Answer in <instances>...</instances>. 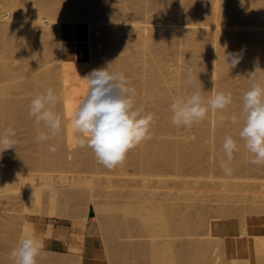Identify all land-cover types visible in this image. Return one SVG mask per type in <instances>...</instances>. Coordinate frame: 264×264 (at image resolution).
Returning a JSON list of instances; mask_svg holds the SVG:
<instances>
[{"label":"rangeland","instance_id":"1","mask_svg":"<svg viewBox=\"0 0 264 264\" xmlns=\"http://www.w3.org/2000/svg\"><path fill=\"white\" fill-rule=\"evenodd\" d=\"M159 1H161V4L164 8L163 15L154 13L151 11L148 14V16H143L139 13L134 12L133 10H129L126 12L123 19L117 20V23L123 24V25H131V28H134L137 26L143 32H146L151 27H155V26L156 27L164 26L170 29L175 28L176 30L179 29L178 31L181 30L183 34H185L184 39L186 41L183 40L185 42H188V40H190L194 36H197L201 33L207 35L209 33L208 31H210L211 33L212 31L220 30L224 34V37H225L224 42L217 41L213 45L214 48L217 47L215 48L216 51L219 50L217 52L218 54L221 52L219 55H223L222 51H224V53L227 51L230 52L233 50L234 47H236L234 49L238 50L237 53H240L243 51V53L239 54V56L241 57L240 60L242 59L244 61L246 58L251 60V57H252V55L250 54L251 52L244 50L243 47L242 49H239V47H237V42H236L238 40L234 39L236 33L238 35V32L241 30L242 27L240 25L243 22V20L239 18L240 16L237 13H235L237 12L236 9L238 10V8H236L235 6L236 5L238 6L240 4L239 0H229V5L230 7H232V10H231V12H233L232 14L224 12V13H221V15L216 14L214 16L207 15L208 9L218 8L219 4L216 3L214 0H181V1L180 0H159ZM12 2H14V0H10V1L0 0V15H4L2 18H0L1 21L10 22L9 19L13 16V14H12V11L8 12L5 6L7 7L9 3L13 4ZM125 2L128 3L129 0L116 1L115 5H118V6L123 5L125 4ZM263 2L264 1L261 0V4H263V6L261 5V7L263 8H261V11L257 15L254 23L245 27V29L259 30L263 33V36H264V3ZM106 3L108 2H105V4ZM111 5L113 8L111 7ZM106 6L109 7V11L111 13H115L116 10L119 8L118 6L116 7L114 6V2ZM175 7L176 8L179 7L180 11L178 12V14H175L174 17L168 16L169 14L174 15L172 12L177 10L175 9ZM96 13H98L97 9L93 11V14L96 15ZM236 14L238 16H236ZM30 21H31L30 19L29 20L22 19L21 21H18V23L20 24L22 22L21 24L22 29L19 26L18 29H20V32L17 31L18 32L17 34L22 35L21 38L27 40L31 48L38 49L41 47L44 40L42 38L40 39V37L37 35L39 34V32L41 33L45 30V25L43 26L40 24L34 27V25L29 24ZM134 23L136 25H132ZM74 24L77 25L78 31L80 32L79 42L82 43L84 46L82 47V54H83L82 57H80L81 54L77 52L75 53V52H71L67 50H63L62 53H60L61 55L63 54L62 55L63 59L60 58L61 55L58 56L59 53L57 54L55 52L54 54H56L57 56H55L54 54L51 55L52 53L51 52L49 54L50 56L48 55L47 57V64L50 67H52L51 69L55 71V73L58 76L57 80L59 81L60 80L63 81L62 77L64 76L71 77L74 80L78 79L81 73H83L82 76L86 77L95 69L105 68L103 67L104 66L103 60L108 59V58L106 59V56L109 57L107 54H103L102 52H100L102 46L101 44H99L98 39L96 37H93L91 34H89L86 23L74 22ZM23 28L25 31L23 30ZM40 29L43 31H41ZM33 30L35 32L37 31L38 34L36 33V35L33 36L32 35ZM239 36L240 35H238V37ZM60 37L64 38L61 35ZM238 37L236 38L238 39ZM48 40L50 39H47V43L49 42ZM51 41L52 40H50L48 45L53 48L52 46L53 43ZM262 41H264V39ZM89 45H90V48H89ZM87 47L90 50H92V53H90V55H89V49ZM263 47H264V42L261 48ZM229 48H231L232 50L231 49L229 50ZM190 49L192 48L190 47ZM190 49L189 48L184 49L180 54H178L179 60L176 59L177 57L175 56L171 57V54L169 56L164 55L165 57H162L163 54H161L160 56V53L156 46L152 47V50L149 49L153 51V53L155 54L157 53V58L156 56L155 58L158 59V61L160 59V62L162 63L160 64L162 66L160 64L159 65L161 68L164 67V70L162 69V72L164 71L163 76L165 75L163 78L167 79V81L164 82V84H166V88L168 85L167 91L170 88L173 91L172 93L173 94L175 93L174 94L175 96L177 95L176 97H179L180 94L184 92V90L180 88L179 81H178L180 77L179 75H182L181 74L182 70H184L183 71V74H184L185 70L188 71L189 67H194L195 65L194 62L191 60L195 61V59H199L202 57L200 55L202 54L201 52H198L197 54L194 53L196 56L191 55L193 53V49L192 51H190ZM93 50L95 51V53ZM239 50H242V51H239ZM260 51H261L260 55L256 58V60L257 61L261 60V63H263V65L260 63V66L262 65L261 67H263L264 66V54L262 53H264V48L263 50H260ZM65 53H67V55ZM83 56L87 58L88 60H90L91 66L89 69H88V66H84L85 59ZM193 56L195 58H193ZM58 57L60 58V60L62 59L63 62L58 60L59 59ZM101 57L104 59L102 60ZM174 57L175 59H173ZM12 63H13L14 68L16 67L18 68V65L20 62L16 61L15 64L14 62ZM137 65L138 66L136 67L137 70L135 69V73L139 72L137 73L139 76L141 75L143 77L144 76L148 77V73H147L148 71L146 70L147 67L142 62L141 63L139 62V64L137 63ZM212 65H211V69H213L212 70L213 72L215 71L214 75L216 77L218 76V79L220 80L222 77L218 75V72H217L219 71L218 67L215 66V69H214L213 67L214 65L213 66ZM260 66L259 68H261ZM81 67H85V71H84V68L81 69ZM67 68H70V69H67ZM78 68H80L79 69L81 71L80 74H79L80 71L78 70ZM233 69H235V71ZM256 69L257 68L255 67L254 71ZM262 69L264 70V67L260 69L261 72L258 69H257V72H255V76H257L258 74L256 79L258 77L261 78L263 76L262 74H261L262 76L259 75L260 73H264ZM70 70L73 71L74 73L71 72ZM109 70L113 71V68L112 69L109 68ZM236 70H237V67L236 68L230 67V69H228L229 74L226 77L222 78L221 81L224 86L228 87V90L226 92L231 93L232 97L234 96L232 100L239 102V101H242V96L240 95L242 91L241 90L242 86L240 85H243L241 84L243 82L242 81L243 72L241 71L239 72L240 69L237 71ZM131 73L125 76L131 82L130 86L136 89L137 81L139 82L138 80L139 76L138 77L135 76L137 74H135L134 71H133L134 74L132 73L133 76ZM73 74H75L74 75L75 77H72ZM59 81L58 83L60 85L59 84L57 85H59L61 88H58V87L57 88L60 89L61 91H64L66 89L64 94L66 93L67 95H65L66 96L65 97L64 94L61 93V91L59 90H57L55 93L57 94V96H59L60 94H63L64 97L62 96V98H65L64 99L65 105L63 106L64 109L62 111L67 112V114L63 112L62 115L69 116V115H72L73 111L75 110L76 105H78L80 101L86 96L84 94L88 91V83L86 80L83 79V84L87 87V91H86V89H83V88L80 89L81 87H79L77 83L71 84L68 88L65 87L66 85L62 87L64 84L61 85ZM62 88H65V89L62 90ZM209 93H211V90L208 88V90L205 89V91L203 92V95L207 96L209 95ZM67 96H68V99H67ZM140 101H141L140 104L142 103L141 105H143V103L145 102L143 106L145 108V112H149V113L152 112V114L154 113L155 118L153 117V119H157L155 120L156 122L159 123L161 121L160 124L165 123L166 120L168 122L169 119H167L168 118L166 117L167 115L165 116L163 113L159 114L161 112H158L157 114H155L156 111H153L154 104H156L155 102L149 99H147V101L146 99H143V102H142V98L140 99ZM23 108L26 109L27 107L23 106ZM23 108H22V112L24 113L25 110ZM22 112L20 113L22 114ZM158 119H160V121ZM170 123H169L170 124L169 130L165 132L160 130L158 126H156L158 128L156 130V127L154 126L155 129L154 130L153 128L150 129L152 131L149 132L148 137L144 140L147 142L149 141V143H152L158 140V138L157 140L156 139L154 140L155 137L160 136L161 138L162 137L168 138V139L171 138L173 140L175 139L178 141L182 139L183 141L190 143L192 147L195 146V143H197L199 139L198 133L202 126L201 122L195 123L191 127H184V126L176 127L172 123V121ZM9 127L13 128L16 132V136H15L16 143H15L14 148L0 153V264H14V262L10 259V252L12 251L14 247H16L18 239L23 233V229L25 225H28L30 228H33L34 230H37V231L50 230L51 234H48L46 236H51L53 232V225L57 224V222H64L71 228V230L69 231L70 233L69 241L67 242L68 245L65 247H61V248L51 249L45 246L43 242V245H44L43 252L41 256L38 258L37 264H109V263L110 264H126V263L127 264H134V263L136 264L137 263L138 264L140 263L141 264H196V263L206 264L205 262L209 264L208 262L209 260L211 264L212 263L215 264V262L217 263L218 261L220 262L219 264H224L225 262H226L225 264H229V263L231 264L232 261L230 262V260H232V258H234L232 264H236V262L237 264H256V263L264 264V255H262L264 254V245L262 246L260 245V244H264V238H263L264 237V209H263L264 208V165H259V166L256 165L257 167L255 169L253 168L252 169L253 171L250 170L251 172L247 171V174H246V171H244L245 174H238L242 178L240 176H237L236 174L237 172H236L234 175L237 177V179L240 178L241 181L240 180L238 181L242 182L243 184L241 183L242 184L241 185L239 182L234 181L233 184L237 182L235 186L232 184L234 187L228 186V188L227 186L221 183V179L224 178L223 177L224 175L220 172L218 173L216 172L217 174L214 173L213 179H212V176L210 175L204 176L202 173H199L198 175L195 174L197 177H200L199 180H202V181L200 182L198 181V183H195V186L193 188H190L191 190H193L192 192L194 194L193 197L195 200H193L194 203L192 202V205L194 204L193 207L191 206V208H188V207H185L186 206L185 202L187 201L189 202V200L181 198L182 195H180V192L185 191V188L184 189L183 187L181 188L180 187L181 185H179V183L177 182L176 184L174 181H171V180H169V182H165V180L163 179V178L171 179L173 177L174 173H172V171L169 172V170L171 169L166 168L165 166H161L164 169L159 167L157 173L155 171L154 173L152 172V174L154 175L158 174L157 176H153V178L156 177L154 178L156 181L153 179V181L150 183L152 185L149 184L150 186H147L148 185V182H147V185H146L147 187L144 184H142L143 183L141 180L143 178L142 176L145 175L150 178V176H152L151 172H147L148 174L146 175L144 174L146 172L142 173L140 169L138 170V168H136L133 164L131 165L128 161H126V159H128L129 157H132L133 154L137 152V149H138L137 146L128 152L126 159L122 164L116 166L113 169H108L104 167L102 164L98 163L97 158L95 157L93 151L87 147H84V149L87 151V154H88L85 156L87 158V156L90 155L88 158L90 160L94 158L93 160L95 164L92 167L83 166L82 164L80 165V163L78 162L79 161L78 157L73 158L71 153L69 154V152L66 153L67 154L66 157L64 155L63 160H65V162L62 161L61 164L57 163L58 165L55 164L54 166L52 165L51 166L49 165L40 166V165H35L32 163H25L24 158H23L24 154H27V153H31V155L33 156L38 155L37 149H38L39 143L36 140L31 139V132L28 126L24 124L21 125V123H18V124H15L14 126H9ZM32 153H35V154H32ZM5 155H6V158H5ZM206 157H208V154H206ZM20 159L22 160L20 161ZM75 159H78V161H75ZM56 168L57 169L60 168V169L57 170ZM244 172L241 171L240 173H244ZM160 176L161 178L162 177L163 178L161 179ZM159 178L161 180L158 181L157 179ZM136 181L137 183L139 182L140 184L139 183L137 184ZM212 181H216L217 185L215 182H212ZM236 185L240 187L238 188ZM196 188H197V192L195 191ZM262 190H263V193L261 192ZM131 191H134V192H131ZM171 193H172V196L174 195L173 197L171 196ZM37 194H41V195L43 194L42 195L44 197V198L42 197L43 201H37L35 199L38 196ZM48 194L50 195L49 199H48ZM92 194L93 196H91ZM176 194L180 195V198L176 196ZM86 195L87 196L90 195L88 199ZM167 196H168V200H167ZM90 197H92V200L89 199ZM45 198H47V200ZM169 199H170V202H174L177 205L179 204L178 208H180V210L178 213L179 215L177 214L178 215L177 217H174V215L176 216V213H174V215L169 213L168 217L167 215L165 217V215L163 216L157 215V214L152 215V214H147L144 212L145 208L148 207L149 204L159 202V201L166 202L165 200L169 202ZM138 200L139 201L142 200V203L139 202ZM225 203H227L228 205L226 204L225 206L224 205ZM246 205L248 208L246 207ZM184 207L186 209H184ZM181 208L184 209V211H182L183 215L181 212V210L183 209ZM130 209L133 210L134 212L129 211ZM139 209L141 213L139 212ZM190 209H192L193 211L192 210L190 211ZM89 210H90V215L88 212ZM185 210H189V211L186 212ZM199 214L201 217L199 216ZM204 215H206L207 218ZM130 216L131 217L134 216V217L131 218ZM135 216L138 217L137 219H139L140 221L137 219H133L135 218ZM173 217L176 218V220ZM179 217L180 219L178 220ZM201 218L202 219L204 218L203 220H205L206 222L203 221ZM131 220L133 222V225H132ZM133 220H135V222ZM125 221H127V223ZM178 222H180L181 224L180 223L177 224ZM195 222H196V225L198 224L199 225L198 226L194 225ZM242 222H243V225H242ZM138 223H142L140 225L145 227V229H143V227L141 228V226L138 225ZM245 223H246V226H245ZM16 224L17 225L19 224L18 227ZM128 225H131V226H128ZM178 225H181V226L179 227ZM193 226H195L196 228L195 227L193 228ZM75 227L80 228L82 232L75 231L76 230ZM141 229L144 230L146 233L144 231L142 232ZM208 231L211 233H209ZM86 233L95 234L96 236V241H95L96 249L93 251L91 255L92 257L90 258L85 256L83 252V248H82L84 236ZM257 235L258 236L260 235V236L258 237ZM147 237H148V240L150 239L149 241L146 239ZM106 240H107V244L105 243ZM258 240H261V241H258ZM194 241L196 244L194 243ZM202 241H205L207 245L204 242L203 244L200 243ZM175 242L178 243L179 246L175 244ZM211 242L214 245H211L212 244ZM173 243L175 244V247L173 246ZM184 243H186L187 245ZM190 243H192L193 246ZM208 243L210 244V246ZM135 244H137V246L139 245V247H137ZM183 245H185L186 247ZM257 245H259V247H257ZM115 246L116 247L118 246V248H116ZM182 246H183L184 251H181ZM121 247H124V248H121ZM178 247H180L179 248L180 250L178 249ZM191 247H193L192 249L195 252L194 251L192 252ZM207 247H208V250H207ZM194 248L196 250L198 249V251H196ZM210 248H212V250L214 251L212 252ZM120 250L122 252H120ZM129 250H130V253H133V255L135 256L131 254L130 255L131 258H130L129 255H127L126 253V251L128 252ZM133 250L134 252H137V254H134ZM209 250H211V252ZM124 251H125V256L122 255ZM233 251H235L236 253H234ZM114 252L115 253L120 252V253L117 255V253L115 254ZM198 252L199 254H197ZM230 252L233 253L235 256L232 257L233 254H230ZM180 253L183 255H181ZM211 253H213L214 255H212ZM256 253H258L257 255H259L258 256L259 258L256 257ZM107 254L109 255V257H107ZM201 255H204L203 260H201L202 259ZM224 255L227 256V257L225 256L226 259H224L225 258ZM208 256H210L209 258L214 257V258H211L212 261L211 259L208 258ZM220 257L221 258L223 257V258L221 259ZM109 258H110V261H109ZM120 258H122L123 260ZM135 258H137L136 261H134ZM206 258L209 260H207ZM217 258H219V260L215 261V259ZM139 259H141V261ZM132 260L134 262H132ZM182 260H184L183 263H182ZM256 260L259 262H257Z\"/></svg>","mask_w":264,"mask_h":264},{"label":"bare ground","instance_id":"2","mask_svg":"<svg viewBox=\"0 0 264 264\" xmlns=\"http://www.w3.org/2000/svg\"><path fill=\"white\" fill-rule=\"evenodd\" d=\"M116 1H119V0H14V2H12L13 4L9 3V5L7 7L5 6V8L8 12L12 11L13 16L11 18L9 17L10 22H7V21L4 22V21L0 20V26H1L0 27V131H3L4 129H6V127L8 128L9 126H14L15 124L21 123V125L24 124V125L28 126V128L30 129V132H31V139H33V140H36L35 137L41 131H44V128L42 125H37L35 123L34 119L28 117V114H27L28 109H29L30 102H31L32 98H34L37 94L44 92L47 88L51 87V88H53V90L55 92L57 90L61 91L60 89H58L61 87L59 86L60 84L58 83L59 80H57L58 79L57 74L55 73V71L53 69H51L52 67H50L47 64V57L51 52H52L51 55L54 54V52H55L57 54L59 53L58 56H60L61 55L60 53H62L63 50H67V51H71V52H75V53L77 52V53L81 54L80 57H82V55H83L82 54V47H84V46L82 43L79 42L80 32L78 31L77 25L74 24V22L86 23L89 34H91L93 37H96L98 39L99 44H101V46H102L100 52H102L103 54H107L109 56V57L106 56V59L108 58L107 60H105L104 58L101 57L102 60L104 59L103 60V63H104L103 67L106 68L110 65V68L111 69L113 68V71L116 69L115 71L122 72L126 76L131 72L133 73V71L135 73V69L137 70L136 67L138 66L137 63L139 64V62L140 63L142 62L147 67L146 70L148 71L147 72L148 77L147 76L143 77L141 75H140L141 76L140 77L137 74V73H139L137 71H136L137 73H135V74H137L135 76L140 77V78L138 77L139 82L137 81V85H136L137 86V88H136L137 96L135 98V100H136L135 106L139 109H142L143 112L146 114L149 112H145V108L143 107L145 102L143 103V105H141L142 103L140 104L141 98H142V102H143V99H146V101H147V99H149V100L155 102L156 104L153 103L154 104L153 111H156L155 114H157L158 112H161L159 114L163 113L165 116L167 115L166 116V117H168L167 119H169L171 122L172 121V113L170 110V105L176 99L181 98V97H187L188 95H190L195 90H199L201 92V95L205 99L211 97L212 95H214L215 93H218V92L227 93L226 91L228 90V87H226L222 84L221 79L226 77L229 74L228 69H230V65L225 60L224 51H222L223 55H219L221 52L218 54L217 52L219 50L216 51V49H215L217 47H215V48L213 47L214 43H216L217 41L224 42L225 37H224V34L222 33V31L217 30V31H212L211 33H210V31H208L209 33L207 35L201 33L197 36H194L190 40H188V42H185L186 41L184 39L185 34H183V32L181 30L178 31L179 29L176 30L175 28L170 29V28H167L164 26H157V27L155 26V27H151L146 32H143L137 26L134 28H131V25L118 24L117 20L123 19L126 12L129 10H133L134 12L139 13L143 16H148V14L151 11L154 13H158V14L163 15L164 14V8L161 4V1H159V0H129L128 3L125 2V4L119 5V6L115 5ZM214 1L219 4L218 8L217 9H212V8L208 9L207 10L208 16H214L216 14L221 15V13H224V12H227L229 14L233 13V12H231L232 7H230V5H229V0H214ZM239 1H240V4L238 6L237 5L235 6L236 8H238V10L236 9L237 12H235V13H237L240 16L239 18L243 20V22L240 25L243 29L241 28V30L238 32V35H240L239 37L236 33L234 39L238 40L236 42H237V47H239V49H242V47H243L244 50L250 51L251 53L250 52L249 53L252 55V57L250 56L251 60L246 58L243 61L241 59L239 61V63L235 67H233V68L237 67V70L240 69L239 72L240 71L243 72V75H242V77H243L242 81L243 82L241 83L243 85H240V86H242L241 87L242 91H241L240 95L243 96V94L247 90H249V86H250L249 79H248L249 74L257 72V69L260 70L261 68L264 67V66L261 67L263 65V63H261V60L260 61L256 60V58L260 55V52H261L260 50H263V48H264V47L261 48V46L264 42V41H262L264 39L263 33L259 30L245 29V27L254 23L257 15L261 11V8H263V7H261V5L263 6V4H261V0H239ZM262 1H264V0H262ZM105 2H108V3L105 4ZM113 2H114L115 7L116 6L119 7L118 9L116 8L117 10L115 13H111L109 11V7L106 6V5H110V3H113ZM112 5H111V7H112ZM179 7L178 8L175 7V9H177V10L172 12L174 15L169 14L168 16L174 17L175 14H178V12L180 11ZM95 9L98 10V13H96V15L93 14V11ZM237 14H236V16H238ZM3 16L4 15H0V18H2ZM87 17H89V18H87ZM22 19H24V20L30 19L31 21L29 22V24L34 25V27L37 25H40V24L43 26L45 25V30H44V28H43L44 31L40 29L43 32H41V33L39 32V34L37 33V31L36 32L34 30L32 31L33 36H35L37 33L38 34L37 36H39L40 39L42 38L44 40V42L42 43L40 48H38V49L31 48L29 43L27 42V40L21 38L22 35L17 34L18 32H20V29H18V27L20 26V28H21V24H22V22L20 24V23H18V21H21ZM24 22H23V24H24ZM92 22H94V23H92ZM132 25H136V24L134 23ZM39 27H41V26H39ZM23 30H24V28H23ZM32 35H30V36H32ZM60 35L63 36L64 38L60 37ZM236 37H238V39ZM47 39L52 40L51 42L53 43V45H52L53 48L48 45L50 40H48L49 42L47 43ZM183 40H185V41H183ZM236 42H234V43H236ZM90 45H89V48H90ZM155 46L158 48L160 56H161V54H163L162 57H165L166 55L169 56L171 54V57L175 56V57H177L176 59H178V60H179L178 54H180L184 49H188V48L190 49V47L193 49V53L191 55H195L198 52H201L203 54V55L200 54L202 56L201 58L195 59V61L197 60L196 62L194 60L190 59L195 64L193 67L195 79L191 84L188 83V80H187V73H188L187 70H185L184 74H183L184 70H182V73H181L182 75H179L180 76L178 79L179 86L181 89L184 90V92L182 94H180L179 97H176L177 95L175 96L174 95L175 93L173 94L172 93L173 91L170 88H169V90H171V91H169V90L167 91L168 85L166 88V84H164V82L167 81V79L163 78L165 75L163 76L164 71L162 72V69L164 70V67L161 68L160 65L162 63L160 62V59H159V61H158V59H156L157 53L155 54V53H153V51H151L152 47H155ZM234 48H236V47H234ZM234 48H233V50L231 48H229V50L231 49L232 51H230V52L227 51V52L228 53H234V54L243 53L242 50H239L242 52L237 53L238 50H236ZM149 49H151V50H149ZM153 49H155V48H153ZM192 49H190V51H192ZM71 52H69V53H71ZM90 53H92V50L89 49V55H90ZM94 53H95V51H94ZM65 54L67 55V53H65ZM98 54H99V52H98ZM262 54H264V53H262ZM54 55L57 56L56 54H54ZM62 55L60 56V58L63 59ZM155 56H156V58H155ZM241 56H242V54H241ZM175 57L173 59H175ZM198 57H199V55H198ZM60 58L58 60H60ZM193 58H195V57L193 56ZM9 59H11V60H9ZM62 59L60 61L63 62ZM84 59H83L85 62V64L83 62L84 66H88V69H89L91 66L90 60H88L85 57H84ZM258 60H259V58H258ZM11 61L14 62V64L16 61H19L20 63L18 65V68L17 67L14 68L13 63ZM214 62H215V66H217L218 70H219V71H217L218 75L222 77V78L220 77L221 78L220 80L218 79V76L216 77L215 75H214V80H213V74L215 71L214 72L212 71L213 69H211V65L212 64L214 65ZM258 62H259V64H258ZM262 62H263V60H262ZM260 63L262 64L261 66H260ZM192 65H193V63H192ZM258 65L261 68H259ZM255 67L257 69L254 71ZM83 68L85 71V67H81V69H83ZM67 69H70V68H67ZM79 69L80 68H78V70ZM233 70L235 71V69H233ZM71 72H73V71H71ZM260 72H261V70H260ZM80 73H81V71L79 72V74ZM133 74H132V76H133ZM140 74H142V73H140ZM74 75L75 74H73L72 77H75ZM82 75H83V73H81L80 76L78 75L79 76V77L77 76L78 79H75V80L71 77H67V76L65 77L64 76V77H62L63 81L60 80L59 82L61 83V85L64 84L62 87H64L66 85L65 86L66 88H68L71 84L77 83L78 86L81 87L80 89L83 88V89H86V91H87V87L83 84V77L85 78V76H82ZM144 75H145V73H144ZM259 75L264 77V73H260ZM257 76H258V74H257ZM261 78L258 77L256 80L258 83H260L262 86H264V78H262V79ZM175 80H177V79H175ZM166 83H168V82H166ZM57 84H59V85H57ZM208 88L211 90V93H209V95H207V96H204L203 92L205 91V89L208 90ZM63 89H65V88H62V90ZM65 91H66V89L64 91H61V93L64 94ZM239 92H240V90H239ZM86 93L84 95H86ZM63 94H60L58 96V103H57V106L55 108V111L57 113H59L60 115H62V113L65 112V111H62L64 109L63 106L65 105V103H64L65 98H62ZM65 95H67V94L65 93L64 96ZM67 99H68V96H67ZM242 103H243L242 101L236 102V101L232 100V103L230 105L226 106V108L223 110H211L210 109L206 118L203 121H201L202 126L200 128L199 133H198L199 139H198V142L195 143V146L192 147V145H190V143H187V142L183 141L182 139H181L182 141L181 140L178 141L175 139L173 140L171 138L170 139L164 138V137L161 138L159 136V137H155L154 140L155 139L157 140V138H158V140L155 142L151 141L152 143H149V141L147 142V141L143 140L137 146L138 147L137 152L135 154H133L132 157H129L128 159H126V161H128L131 165L133 164L136 168H138V170L140 169L142 171V173L146 172V173H144L146 175L148 174L147 172H151L152 176H150V178L145 176L144 174H143L144 176L141 175L143 177L141 179L143 182L142 184H144L145 186L147 185V182H148L147 186L152 185L150 183L153 181L154 178H156V177L153 178V176L158 175V174L154 175V174H152V172L154 173V171H155L157 173L159 167L165 166L166 168L171 169V170H169V172L172 171V173H174L173 177L171 179H168V178L166 179L163 177L162 178L165 180V182H169V180H171V181H174L175 184H176V182L179 183V185H181L180 186L181 188L182 187H183V189L185 188V191H183V192L181 191L180 195H182L181 198L189 200V202L187 201L188 204H187V202H185L186 206L184 204V206L188 207V208H191V206L193 207L194 204L192 205V202H193V200H195L193 197V195H194L192 192L193 190H191L190 188H193L195 186V183H198V181L199 182L202 181V180H199L200 177H197L195 174L198 175L199 173H202L204 176L210 175V176H212V179H213V174L216 172L217 173L220 172L224 175V176L222 175L224 178L221 179V183L223 185L227 186V188H228V186L234 187L235 184L237 182H239L238 180L241 181L240 178L237 179V177L234 175L236 172H237L236 173L237 176H240L238 174H245L244 171H246V174H247V171L249 172L253 168L255 169L257 166H259V165L256 166V165L250 163L253 156L244 147V141L239 139V131H240V129L243 125V122H244L243 118H242ZM23 106H26L28 109L27 108L24 109L25 107L23 108ZM22 108L25 110L24 113L22 112ZM148 111H150V110H148ZM20 112H22V114ZM65 114H67V112H65ZM234 116L236 117L235 121L233 120ZM61 117H62V124H63L61 134H59L56 137L50 138L48 141L38 142L39 146L37 149L38 150L37 153L39 156L34 155L36 157L35 158L33 155H31V153L24 154L23 158H24L25 163H32V164L40 165V166H48V165L54 166L57 163L61 164L62 161L65 162V160H63V157H64V155L66 157V155H67L66 153L69 152V154L71 153L73 158L78 157L79 161H78V159H75V161H78L80 163V165L82 164L83 166H88V167L94 166V164H95V162L93 160L94 158L92 160L88 159L90 155L87 156V158H86L85 155H88V154H87V151L84 149V147L81 148L75 144V133H74V129L72 127V115H69V116L68 115H65V116L62 115ZM153 117H154V113H153ZM166 117H165V119H166ZM155 120H157V119H153V123H152L150 129L153 128V130H154L155 127L158 126L160 128V130H162L164 132L169 130L170 124H171L169 122V120H168V122L166 120L165 123H161V124H160V122H161L160 119H158L160 121L159 123L156 122ZM157 129L158 128L156 127V130ZM150 131H152V130H150ZM161 133H163V132H161ZM226 136H232L233 138L237 139L238 146H239V151L234 152L233 160L230 163V167L232 169V172L230 175H225L219 166L220 162L222 160H226V156H225V153H224L223 148H222L224 138ZM187 144H189V145H187ZM50 145L56 146L57 151L55 153L49 152L48 149H49ZM193 145H194V143H193ZM24 153H26V152H24ZM32 154H35V153H32ZM206 154H208V157H206ZM22 156H23V154H22ZM79 156H80V158H79ZM5 158H6V155H5ZM7 158H9V157H7ZM21 160L22 159H20V161ZM161 168H163V167H161ZM59 169H57V170H59ZM241 171H243L244 173H240ZM220 173H219V175H220ZM136 175H135V177H136ZM203 175H202V177H203ZM233 175L235 176V178L237 180L234 178ZM161 176H160V178H161ZM160 178L157 180L159 181L162 179V178L161 179ZM232 178H234V179H232ZM102 179H104V178H102ZM234 181H237V182H235V184H233ZM212 182H215L217 185L216 181H212ZM246 182H247V180H246ZM136 183H137V181H136ZM221 183H220V185H221ZM239 183L241 184L242 182H239ZM253 184H251V185H253ZM236 186L238 187V185H236ZM260 186H261V184H260ZM255 187H257V186H255ZM231 190H233V189H231ZM195 191L197 192V188ZM131 192H134V191H131ZM261 192L263 193V190ZM78 194H80V193H78ZM177 194H179V193H177ZM177 194H176V196H178L180 198V195H177ZM37 195L38 196L35 199L37 201H43L42 200L43 194L42 195L37 194ZM89 196H87V199ZM91 196H93V194ZM171 196H172V193H171ZM49 197H50V195L48 194V199H49ZM45 199L47 200V198H45ZM89 199L92 200V197H90ZM167 200H168V196H167ZM167 200H165L166 202L159 201V202L151 203L148 205V207L145 208V211H144V209H143V211L147 214H152V215L153 214L162 215V216L165 215V217H166V215L168 217L169 213H171L173 215H174V213H176V216L174 215V217H177L179 215L178 213L180 210V208H178L179 204L177 205L174 202H170V199H169V202H167ZM171 200H173V199H171ZM138 201H137V203H138ZM139 202L142 203V200H140ZM177 203H179V202H177ZM226 204L227 203H225L224 205L226 206ZM182 205H181V207H182ZM185 207H184V209H186ZM246 207H247V205H246ZM147 208H149V209H147ZM226 208H228V207H226ZM181 209H183V208H181ZM184 209L181 210V212L184 211ZM146 210H148L149 213ZM191 210L192 209H190V211ZM129 211H133V210L130 209ZM185 211L188 212L189 210H185ZM139 212H140V209H139ZM243 212H245V211H243ZM245 213H247V212H245ZM182 215H183V212H182ZM136 216L133 219H137L138 217H136ZM199 216H200V214H199ZM204 216L206 217V215H204ZM132 217H134V216H132ZM174 219L176 220V218H174ZM179 219H180V217L178 218V220ZM137 220H139V219H137ZM133 221L135 222V220H133ZM203 221H205V220H203ZM125 222L127 223V221H125ZM128 222H130V221H128ZM131 222H132V220H131ZM179 223L180 222H178L177 224H179ZM140 224H142V223H138V225H140ZM18 225H17V227H18ZM132 225H133V222H132ZM194 225H196V222ZM198 225H196V226H198ZM242 225H243V222H242ZM128 226H131V225H128ZM178 226L180 227L181 225H178ZM203 226H205V225H203ZM245 226H246V223H245ZM142 227L143 226H141V228ZM194 227L195 226H193V228ZM75 228H76L75 231L82 232V230H80V228H78V227H75ZM143 229H145V227H143ZM25 230L34 232L36 234V236L42 242H44V237L46 235L51 234L50 230L37 231V230H34L33 228H30L28 225H25L23 232ZM206 230H208V229H206ZM143 231L144 230H142V232ZM209 233H211V232H209ZM245 234H246V232H245ZM254 237H256V236H254ZM105 239H106V237H105ZM146 239L148 240V237ZM257 239H259V238H257ZM172 240H173V238H172ZM181 240H182V238H181ZM112 241H113V239H112ZM187 241H188V239H187ZM258 241H261V240H258ZM203 242L205 243V241H202L200 243L203 244ZM105 243L107 244V240ZM186 243H184V244H186ZM194 243H195V241H194ZM175 244H177L179 246L178 243L175 242ZM175 244L173 243L174 247H175ZM190 244L192 245V243H190ZM135 245L137 246V244H135ZM198 245H200V244H198ZM211 245H214V244L212 243ZM260 245L262 246L264 244H260ZM119 246H121V245H119ZM150 246H151V244H150ZM183 246H185V245H183ZM183 246H182L181 251H184ZM209 246H210V244H209ZM137 247H139V245ZM257 247H259V245H257ZM116 248H118V246ZM121 248H124V247H121ZM179 248L180 247H178V249ZM192 248L193 247H191V249ZM210 249L212 250V248H210ZM216 249H215V251H216ZM200 250H199V252H200ZM207 250H208V247H207ZM211 250H209V251L211 252ZM227 250H229V249H227ZM193 251L194 250L192 249V252ZM196 251H198V249ZM213 251L214 250H212V252ZM237 251H238V249H237ZM120 252H122V251L120 250ZM133 252H134V250H133ZM199 252L197 254H199ZM233 252L236 253L235 251H233ZM119 253H117V255ZM126 253H127V255H129V257L131 254L133 255V253H130V250L128 252L126 251ZM216 253H217V251H216ZM109 254H111V253H109ZM134 254H137V252H134ZM140 254H138V255H140ZM178 254H179V252H178ZM178 254H177V256H178ZM184 254H185V252H184ZM211 254L214 255L213 253H211ZM230 254H233V253L230 252ZM257 254L258 253H256V257L259 256ZM122 255L125 256V251L122 253ZM181 255H183V254H181ZM204 255H201L202 256L201 260H203ZM215 255H217V254H215ZM262 255H264V254H262ZM262 255H260V256H262ZM133 256H135V255H133ZM225 256L226 255H224V257ZM233 256H235V255L233 254L232 257ZM107 257H109L108 254H107ZM190 257H192V256H190ZM209 257L210 256H208V258ZM226 257L224 259H226ZM110 258H109V261H110ZM211 258H214V257H211ZM211 258H209V259H211ZM120 259H122V258H120ZM136 259L137 258H135L134 261H136ZM209 259H207V260H209ZM233 259L234 258H232V260H230V262L232 261L231 264L233 263ZM139 260L141 261V259H139ZM216 260H219V258L215 259V261ZM134 261L132 260V262H134ZM183 261L184 260H182V263H183ZM211 261H212V259H211ZM208 262H209V264H211L210 260ZM234 262H236V261H234ZM257 262H259V261H257ZM205 263L207 264V262H205ZM217 263L219 264L220 262L218 261ZM217 263L215 262V264H217ZM227 263H228V261H227ZM134 264H136V263H134ZM236 264H237V262H236Z\"/></svg>","mask_w":264,"mask_h":264},{"label":"clouds","instance_id":"3","mask_svg":"<svg viewBox=\"0 0 264 264\" xmlns=\"http://www.w3.org/2000/svg\"><path fill=\"white\" fill-rule=\"evenodd\" d=\"M240 58L239 54L225 52V60L230 67H235ZM109 68L110 65L95 69L83 78L88 83V91L72 113V127L75 144L90 148L98 163L113 169L125 161L131 149L148 137L153 114H145L135 106L136 89L130 86L131 82L124 73L110 71ZM194 79V68L190 67L188 83ZM248 79L249 90L242 96L244 122L239 139L244 141V147L253 156L250 163L264 165V86L257 82L255 72L249 74ZM232 99L231 93L224 92L205 99L199 90H195L171 103L172 123L176 127H191L203 121L210 109H225ZM57 103L58 96L51 87L32 98L28 117L44 128L35 137L37 142H45L61 134L63 124L61 115L55 111ZM233 120H236L235 116ZM15 136L16 132L11 127L0 131V153L15 147ZM222 148L226 160H222L219 166L225 175H230L234 152L239 151L237 139L226 136ZM48 150L55 153L57 148L50 145ZM43 247V242L34 232L25 230L10 252V259L14 264H37Z\"/></svg>","mask_w":264,"mask_h":264},{"label":"crops","instance_id":"4","mask_svg":"<svg viewBox=\"0 0 264 264\" xmlns=\"http://www.w3.org/2000/svg\"><path fill=\"white\" fill-rule=\"evenodd\" d=\"M88 212L90 215V210ZM70 230L71 228L66 223L57 222V224L53 225L52 235L44 237L45 246L51 249L67 246L68 245L67 242L69 241V236H70L69 233ZM95 241H96L95 234H88V233L85 234L82 248L85 256H87L88 258L92 257L91 255L93 251L96 249Z\"/></svg>","mask_w":264,"mask_h":264}]
</instances>
